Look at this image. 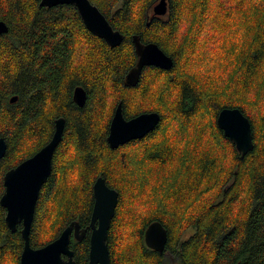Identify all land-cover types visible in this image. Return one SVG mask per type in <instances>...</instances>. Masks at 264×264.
<instances>
[{"label": "trees", "instance_id": "trees-1", "mask_svg": "<svg viewBox=\"0 0 264 264\" xmlns=\"http://www.w3.org/2000/svg\"><path fill=\"white\" fill-rule=\"evenodd\" d=\"M89 1L122 34L119 46L89 33L74 6L0 0V21L8 28L0 35V138L7 144L0 193L2 174L20 148L29 141L40 147L55 119L65 120L30 246L57 238L54 226L85 221L92 183L103 177L118 192L110 264H160L162 256L143 242L156 221L172 252L193 231L176 249L178 264H264V0H168L159 18L152 17L159 0ZM133 36L156 44L173 65L145 67L138 84L128 87L126 74L137 62ZM193 67L198 72L190 73ZM76 86L86 91L82 108L72 103ZM118 103L126 119L156 112L160 122L144 138L110 149L106 138ZM223 108H237L250 121L253 149L242 160L216 125ZM167 125L176 127L178 145ZM46 204L62 211L45 227ZM22 246L0 208V264H18ZM78 247L85 264L87 244Z\"/></svg>", "mask_w": 264, "mask_h": 264}, {"label": "water", "instance_id": "water-1", "mask_svg": "<svg viewBox=\"0 0 264 264\" xmlns=\"http://www.w3.org/2000/svg\"><path fill=\"white\" fill-rule=\"evenodd\" d=\"M39 6L51 8L58 5H71L83 22L86 30L102 39L110 47L119 46L123 41L120 32L114 30L105 16L89 0H37ZM168 11V0H159L152 8V17H164ZM149 23H147V26ZM8 31L6 24L0 21V35ZM134 52L137 57L133 67L125 77V85L135 87L145 67H155L169 70L172 59L154 43L143 44L137 36L132 37ZM73 102L82 108L86 101L85 91L77 87L74 89ZM16 97L10 99L14 103ZM160 122L156 112L139 114L129 120L124 118L121 103L116 106L110 121L107 143L111 149H117L130 141L143 138L153 131ZM217 127L225 138L234 145L239 159H243L253 149L250 121L237 108H223L216 118ZM64 120L55 121L53 137L44 148L32 158L23 162L18 168L10 170L4 177L5 193L0 203L6 208L5 224L14 232L18 223L23 224L21 236L23 249L20 264H73L68 249L69 237L73 225L67 227L56 239L41 248L33 249L29 244V234L33 220L35 202L41 185L46 181L51 171L53 150L62 138ZM6 141L0 138V159L6 153ZM21 176V177H20ZM118 194L106 187L104 180L98 178L94 185V208L92 220L98 219L100 224L90 238L89 264H109L107 249V231L110 220L114 215ZM76 224V223H75ZM77 229V225H76ZM146 247L162 253L167 243V232L160 222L148 225L144 232ZM61 254L68 255V261L61 259Z\"/></svg>", "mask_w": 264, "mask_h": 264}, {"label": "flooded vegetation", "instance_id": "flooded-vegetation-1", "mask_svg": "<svg viewBox=\"0 0 264 264\" xmlns=\"http://www.w3.org/2000/svg\"><path fill=\"white\" fill-rule=\"evenodd\" d=\"M77 87H80V86H76L75 88H77ZM74 88V89H75ZM80 88H82V87H80ZM74 89H73V91H72V96H71V99L73 98V93H74ZM83 89V88H82ZM84 90V89H83ZM85 91V90H84ZM85 95H86V91H85ZM16 100H17V97H16ZM10 102V101H9ZM16 102V101H15ZM14 102V103H15ZM72 103L75 105V106H77L74 102H73V99H72ZM11 104H13V103H11ZM78 107V106H77ZM79 108V107H78ZM137 116V115H136ZM135 117V116H134ZM125 118V117H124ZM131 118H133V117H131ZM131 118H128V119H126V120H129V119H131ZM57 119H63L64 120V118H62V117H60V118H57ZM57 119H55V121L57 120ZM55 121H54V123H53V132H52V135H51V137L49 138V140H47L44 144H42L40 147H34V145H31V144H33L34 142L33 141H29V143H27L25 146H23V147H21L20 148V150H21V153H19V155H18V158H17V161H16V163L12 166V167H10V168H8L7 170H5V172L2 174V177H1V186H2V190H1V193H0V200H1V198H2V196L4 195V193H5V190H6V188H5V185H4V177H5V175H6V173L8 172V171H10V170H14V169H16V168H18L23 162H25L26 160H28V159H30V158H32L36 153H38L42 148H44L48 143H50V141H51V139H52V137H53V134H54V131H55ZM109 125H110V123H109ZM64 131H65V120H64V128H63V132H62V138H61V140L58 142V144L56 145V147L54 148V150H53V154H52V162H51V171H50V174H49V176L47 177V179H46V181L41 185V187H40V189H39V192H38V197H37V199H36V202H35V208H34V214H33V219H34V215H35V210H36V205H37V203H38V201H39V198H40V194H41V192H42V189H43V187L45 186V184L47 183V181L50 179V176H51V172H52V168H53V159H54V155H55V152H56V150H57V148L60 146V144H61V142H62V139H63V135H64ZM108 131H109V127H108ZM108 136V135H107ZM146 136V135H145ZM144 136V137H145ZM143 137V138H144ZM142 139V138H141ZM137 140H140V139H137ZM133 141H135V140H133ZM131 142V141H130ZM129 142V143H130ZM106 143H107V138H106ZM128 144V143H127ZM107 145H108V143H107ZM126 145V144H125ZM6 146H7V144H6ZM31 146V147H30ZM123 146V145H122ZM33 147H34V149H33ZM108 147H109V145H108ZM119 147H121V146H119ZM118 147V148H119ZM110 148V147H109ZM117 148V149H118ZM111 149V148H110ZM6 151H7V148H6ZM67 150H65V152H66ZM70 151H72L73 153H74V155H75V149H72V150H70ZM71 152V153H72ZM5 155H6V153H5ZM5 157V156H4ZM3 157V158H4ZM2 158V159H3ZM2 159H0V160H2ZM80 173V172H79ZM21 177V176H20ZM98 178H102L103 180H104V183H105V185H106V187H108V189H110V190H113V191H115L117 194H118V192L116 191V190H114L113 188H110L108 185H107V183H106V181H105V179L103 178V177H97L95 180H94V182L92 183V186H91V189H90V191H91V197H92V204H91V207H90V211H89V213H88V216H87V219L85 220V221H80L78 218H76V219H72V220H69L67 223H65L64 224V227L63 228H61V230H60V233L58 234V236L67 228V227H69L70 225H73V227H72V231H71V233H70V237H69V244H68V249H69V252L71 253V260H72V263L73 264H79V259H78V246L80 245V244H82V243H86L87 244V254H86V262H85V264H89V249H90V238H91V235H92V233H93V231L95 230V229H97L98 228V226H99V224H100V221L98 220V219H96V220H92V215H93V208H94V202H95V199H94V185H95V183H96V181H97V179ZM117 203H118V197H117ZM47 205V204H46ZM116 207H117V204H116ZM116 207H115V210H114V214H115V211H116ZM0 208H2L3 209V211H4V223H5V216H6V208L4 207V206H2L1 205V203H0ZM64 207H63V213H64ZM61 211H62V209L60 210V214H61ZM60 214H59V217H60ZM62 219V218H61ZM113 219H114V215H113V217H112V219L110 220V223H109V228H108V231H107V240H106V244H107V249H108V255H109V264H110V249H109V246H110V244H109V232H110V228H111V224H112V222H113ZM32 222H33V220H32ZM76 223V224H75ZM31 225H32V223H31ZM76 225H77V229H76ZM5 226H6V224H5ZM7 227V226H6ZM148 227V226H147ZM147 227H146V229H147ZM22 228H23V224H22V222L21 223H18L17 225H16V230L14 231V232H16V231H18V233H19V235H20V238H21V240H22V242H23V239H22V236H21V230H22ZM8 229V228H7ZM145 229V230H146ZM9 230V229H8ZM145 230H144V232H145ZM10 231V230H9ZM30 231H31V229H30ZM11 232V231H10ZM14 232H12V233H14ZM144 232H143V242H144ZM30 235V234H29ZM57 236V237H58ZM56 239V238H55ZM183 242V237L177 242V244H175V246H174V249H175V252H172V250H169V249H167V243H166V245H165V249H164V251L160 254V253H157L158 255H161L162 256V261H161V263L160 264H178V256H177V252H176V249L178 248V246L180 245V243H182ZM23 244H24V242H23ZM30 244V243H29ZM144 245H145V242H144ZM31 247V246H30ZM31 248H33V247H31ZM41 248V247H40ZM145 248L147 249V250H149V251H153V250H151V249H149L148 247H146V245H145ZM22 249H23V246H22ZM22 249H21V252H22ZM33 249H37V248H33ZM21 252H20V255H21ZM153 252H155V251H153ZM20 255H19V260H18V264H20ZM61 256V259L64 261V262H67L68 261V255L67 254H61L60 255Z\"/></svg>", "mask_w": 264, "mask_h": 264}, {"label": "rangeland", "instance_id": "rangeland-1", "mask_svg": "<svg viewBox=\"0 0 264 264\" xmlns=\"http://www.w3.org/2000/svg\"><path fill=\"white\" fill-rule=\"evenodd\" d=\"M208 27H210V26H208ZM211 52H213V51H211V49H208L207 51H206V57H208L209 56V54L211 53ZM196 72H198V68H196V67H193L191 70H190V73H196ZM200 74H202V72L200 73ZM154 89H156V88H154ZM252 99V98H251ZM258 108H260L259 106H258ZM189 131V133H190V131H191V127L190 128H188V129H185L184 130V132L186 133V132H188ZM175 132H177V129H176V127H174V129H172V128H169V126L167 125L166 126V129H165V133L167 134V136H170L171 138H172V141H173V143H174V141H175V143L177 144V140H178V138L176 137L177 135H179L178 133H175ZM178 145V144H177ZM134 190V189H133ZM132 191V190H131ZM64 203V202H63ZM58 208H61L62 209V207L59 205L58 207H56V206H54V205H52V204H47V208H46V214H47V217H46V220H45V222H44V224H45V227L47 226V223L48 222H50V219H51V215H52V213L54 212V211H56ZM136 210H138V209H135L134 211L135 212H138V211H136ZM134 213H133V211H131V216L133 215ZM61 218V217H60ZM58 219V221H61V219ZM53 230H54V233H55V235L57 234H59L60 233V230H59V228L56 230V227L54 226L53 227ZM59 230V231H58ZM58 232V233H57ZM192 230L191 229H189V230H187L186 232H184L183 233V239H187L191 234H192ZM131 240L129 239V242H130Z\"/></svg>", "mask_w": 264, "mask_h": 264}]
</instances>
